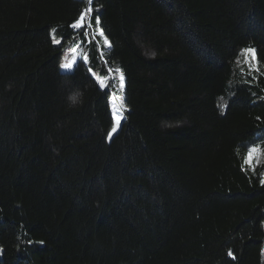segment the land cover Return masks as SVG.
<instances>
[{
  "label": "trees",
  "instance_id": "16d2710c",
  "mask_svg": "<svg viewBox=\"0 0 264 264\" xmlns=\"http://www.w3.org/2000/svg\"><path fill=\"white\" fill-rule=\"evenodd\" d=\"M261 179L264 0H0V264H264Z\"/></svg>",
  "mask_w": 264,
  "mask_h": 264
},
{
  "label": "snow or ice",
  "instance_id": "6c2138e0",
  "mask_svg": "<svg viewBox=\"0 0 264 264\" xmlns=\"http://www.w3.org/2000/svg\"><path fill=\"white\" fill-rule=\"evenodd\" d=\"M89 3H91V0H89ZM92 12V9L89 8L86 10V12H81L79 18L74 21V23L72 25H70V27L75 31V32H82L83 33V39L84 41H87L88 43H92L95 41L96 39V35H99L100 37H104V42H105V45L107 47H111V43L110 41L107 39V37L105 36V33L103 31V29H100L98 33H94L91 38L89 37V29L92 27V23L91 21L88 19V15ZM100 21L97 17L96 19V24L99 25ZM56 43H60L59 41H56ZM244 52H247V53H251L252 54V59H255V56H254V50L253 49H245V50H242ZM102 56V54H101ZM79 63H90L89 61V57L85 56L83 58V61H77L76 57L74 56L73 57V61L70 62V63H65L62 65L63 68L65 69H71L73 68V65L76 64L77 67L79 65ZM254 70L252 65L250 64L249 65V71H252ZM255 70H258V69H255ZM117 72L119 71V69L116 70ZM89 72L92 74L93 78L94 79H99L98 77H96L95 73L93 72L92 68L89 67ZM108 72L111 73L112 70L111 69H108ZM120 88L122 89L123 88V75L120 76ZM111 85H105L103 82L100 83V87L101 88H105V87H110ZM120 124V120L119 118L117 117L116 118V126H114L111 131L109 132V136H112L113 133H116L117 132V128ZM259 151H261V149L257 146H253L252 148L249 149V152L247 153L246 157H245V164H248L249 166H253L252 165V161L253 159L255 158V154L258 153ZM261 183L264 184V179H261ZM229 256L232 255L231 251H229L228 253Z\"/></svg>",
  "mask_w": 264,
  "mask_h": 264
},
{
  "label": "rangeland",
  "instance_id": "374dc122",
  "mask_svg": "<svg viewBox=\"0 0 264 264\" xmlns=\"http://www.w3.org/2000/svg\"><path fill=\"white\" fill-rule=\"evenodd\" d=\"M56 41H60V40L56 39ZM80 55H81V53L79 52V50L77 48V45L73 44V46H70L66 50L64 58H63L62 65L65 64V63L72 62L74 56L78 60V57ZM254 56H255V50H254ZM239 59H241L242 61H245L246 63H249L251 65L255 63V59H252V54L244 52V51L240 54V58ZM62 65H61V68L63 70H71V69H73V68L65 69V68L62 67ZM74 65H73V67H74ZM121 75H123L121 72H116L115 73V79H114V86L115 87L114 88H115V92L116 93L112 96V100H111L112 110H113V113H114V126H116V118L118 117L119 120H120V124H119L118 128L120 127L121 122L123 121L124 115H125L124 108H123V106L121 104L122 92H123V88H124V77H123V88L122 89L120 88V79L119 78H120ZM118 128H117V130H118Z\"/></svg>",
  "mask_w": 264,
  "mask_h": 264
}]
</instances>
